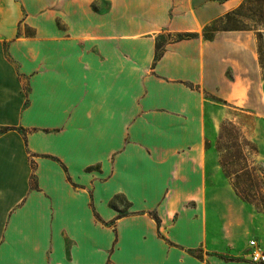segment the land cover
Here are the masks:
<instances>
[{
	"label": "crops",
	"instance_id": "1",
	"mask_svg": "<svg viewBox=\"0 0 264 264\" xmlns=\"http://www.w3.org/2000/svg\"><path fill=\"white\" fill-rule=\"evenodd\" d=\"M243 1L0 0V264H255L214 141L264 152L257 44L201 36Z\"/></svg>",
	"mask_w": 264,
	"mask_h": 264
},
{
	"label": "rangeland",
	"instance_id": "2",
	"mask_svg": "<svg viewBox=\"0 0 264 264\" xmlns=\"http://www.w3.org/2000/svg\"><path fill=\"white\" fill-rule=\"evenodd\" d=\"M207 26L204 35H201L204 39L212 38L215 32L222 28L252 31L264 76V0H244L239 7L230 13L229 17H222L217 21L213 20ZM25 30L27 33L31 31L28 28ZM174 38H176L175 33H163L158 36L157 40L165 45ZM225 108L230 116L221 121L214 141V147L219 154L221 171L223 176L228 179L230 188L237 196L239 204L245 206L246 215L257 214L261 217L264 235V152L257 147L249 136L243 133L236 120L233 119V117L240 115L246 118V122H251V117L236 108ZM116 203L124 205L122 210L126 209L127 204L122 197H117ZM260 237V234L248 235V238L257 240ZM241 246L242 253L248 254L250 249L247 245L241 244ZM200 254L198 252V255Z\"/></svg>",
	"mask_w": 264,
	"mask_h": 264
},
{
	"label": "trees",
	"instance_id": "3",
	"mask_svg": "<svg viewBox=\"0 0 264 264\" xmlns=\"http://www.w3.org/2000/svg\"><path fill=\"white\" fill-rule=\"evenodd\" d=\"M234 10H235V9H234ZM234 10H232V11H234ZM232 11H230L229 13L225 14V15L222 16V17H224V18H225V17H226V18L229 17V15H230V13H231ZM222 17H219V18L215 19L214 21H217V20L221 19ZM207 27H208V26H205V28L203 29V32H202L203 35H204V33H205ZM220 30H232V29L222 28V29H220ZM236 30H238V29H236ZM175 35H176V38L172 39L171 41H176V40H181V39L192 38V37H195V36H196V33L183 32V33H176ZM210 38H211V37L206 38V39H210ZM163 51H164V45H162L161 43H159V41L157 40V41H156V44H155V55H154V60H155V61H156V60L162 55ZM205 95H206L207 97L211 98V99L214 100V101H219V102H221V100H220L219 98H217V97H215V96H213V95H210V94H208V93H205ZM13 128H14V127H10V126H0V133H3V132H5V131H7V130H9V129H13ZM119 216H121V213H119ZM153 216L156 218L155 215H153ZM193 254H195V252H193Z\"/></svg>",
	"mask_w": 264,
	"mask_h": 264
},
{
	"label": "built area",
	"instance_id": "4",
	"mask_svg": "<svg viewBox=\"0 0 264 264\" xmlns=\"http://www.w3.org/2000/svg\"><path fill=\"white\" fill-rule=\"evenodd\" d=\"M250 251L248 252L249 260L255 264H264V246H261L255 239L248 241Z\"/></svg>",
	"mask_w": 264,
	"mask_h": 264
}]
</instances>
